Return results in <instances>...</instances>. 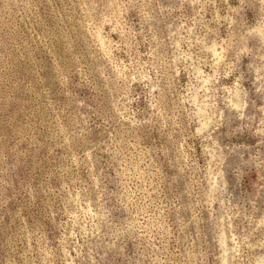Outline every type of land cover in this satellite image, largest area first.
Masks as SVG:
<instances>
[{
  "label": "rangeland",
  "instance_id": "1",
  "mask_svg": "<svg viewBox=\"0 0 264 264\" xmlns=\"http://www.w3.org/2000/svg\"><path fill=\"white\" fill-rule=\"evenodd\" d=\"M0 264H264V0H0Z\"/></svg>",
  "mask_w": 264,
  "mask_h": 264
}]
</instances>
